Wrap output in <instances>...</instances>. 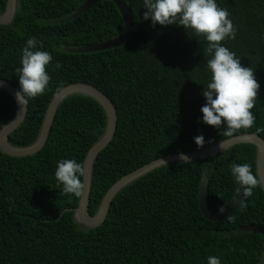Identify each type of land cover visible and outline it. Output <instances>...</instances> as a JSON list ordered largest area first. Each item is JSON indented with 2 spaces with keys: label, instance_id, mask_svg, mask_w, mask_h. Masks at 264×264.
<instances>
[{
  "label": "trees",
  "instance_id": "trees-1",
  "mask_svg": "<svg viewBox=\"0 0 264 264\" xmlns=\"http://www.w3.org/2000/svg\"><path fill=\"white\" fill-rule=\"evenodd\" d=\"M8 0H0V14ZM86 0H19L15 19L0 25V78L20 90L18 68L26 41L36 37L53 56L50 91L28 102L25 123L10 136L26 147L38 139L54 95L73 83H86L113 100L118 128L96 161L90 212L94 216L110 187L121 177L164 156L197 151L248 133L264 138V0H217L238 28L224 42L251 67L261 84L256 123L251 129L221 136L202 123L203 91L210 82L208 42L179 25L153 26L145 21L143 0H126L134 31L123 45L98 52L68 53L118 37L124 20L118 7L103 1L79 18L72 15ZM17 114L14 98L0 89V128ZM107 114L93 97L78 94L58 109L46 147L17 158L0 149V264H264V235L241 232L250 225L264 229V190L246 195L229 218H204L199 193L209 182L214 210L233 199L237 180L233 165L250 164L257 173V147L238 144L226 152L164 166L126 187L115 198L106 222L90 228L75 218L81 198L65 195L55 171L61 159L85 160L104 135ZM203 148V149H204ZM83 179V178H82Z\"/></svg>",
  "mask_w": 264,
  "mask_h": 264
},
{
  "label": "clouds",
  "instance_id": "clouds-1",
  "mask_svg": "<svg viewBox=\"0 0 264 264\" xmlns=\"http://www.w3.org/2000/svg\"><path fill=\"white\" fill-rule=\"evenodd\" d=\"M145 21L153 26L179 25L192 30L197 37H204L208 42L207 53L212 56L207 61V71L211 73L210 82L203 91L206 104L202 107V123L220 130L221 136H232L234 132L251 129L256 123V116L251 111L256 108L261 84L251 67L242 66V59L237 57L224 42L235 40L238 28L230 18L231 13L219 6L217 0H143ZM42 41L31 37L22 50V67L19 73L20 91L18 102L27 107L30 100L49 92L52 77L49 68L60 69L62 63L53 64V56L44 50ZM195 143L203 149L206 139L203 135L195 137ZM219 147L224 149V142ZM182 162L190 161L186 154L180 153ZM83 162L75 159H61L57 162L55 178L58 186H63L65 195L81 198L85 194L86 176ZM232 175L251 196L256 188L264 190V177L254 173L250 164L233 165ZM221 213L224 212L220 208ZM208 264H223L217 256H209Z\"/></svg>",
  "mask_w": 264,
  "mask_h": 264
},
{
  "label": "water",
  "instance_id": "water-1",
  "mask_svg": "<svg viewBox=\"0 0 264 264\" xmlns=\"http://www.w3.org/2000/svg\"><path fill=\"white\" fill-rule=\"evenodd\" d=\"M18 1L19 0H8L6 11L0 14V25H8L14 21L18 10ZM103 1L107 0H86V2L81 5L78 10L72 15V18L76 19L81 17L92 7ZM108 1L113 2L118 7L121 13V16L124 20L123 32L114 39H110L100 43H93L79 48H64L65 52L86 54L109 50L123 45L130 39L134 31V19L128 3L126 2V0ZM0 89L11 95L17 104V114L15 118L0 128V149L6 155L17 158L34 156L46 147L53 130L58 109L61 104L69 97L78 94L88 95L96 99L105 109V112L107 114V127L104 135L89 149L88 153L86 154L84 164L87 174L83 178L86 184V189L85 194L81 197L80 205L75 209L76 220L87 227L98 228L106 222L115 198L126 187L157 169L171 164L182 163L183 158L180 156V154H172L156 159L146 164L145 166L121 177L107 191L97 213L93 216L90 212V204L93 189L94 167L101 153L106 150L107 147L111 144L118 128L119 114L113 100L105 95L103 91H101L97 87L86 83H73L66 87H63L54 95L49 104L40 135L36 142L26 147H17L11 144L10 136L25 123L28 115V105L27 107H25L18 102L17 92L20 90L10 81L0 78ZM223 142V150L219 147V142L210 147L197 151L185 152L184 154H186L188 158L191 159L190 161L202 160L218 156L238 144H253L257 147V173L260 176L264 177V138L260 134H239L225 139L223 140ZM245 196L246 194L244 187L237 181V188L234 197L231 202L224 208V212L221 213L219 210H214L212 208L209 199V182L203 180L200 185L199 205L205 219L210 221H220L231 217L239 209L243 200L245 199ZM240 231L257 232L264 235V229L261 226L256 225L243 227L240 229Z\"/></svg>",
  "mask_w": 264,
  "mask_h": 264
}]
</instances>
